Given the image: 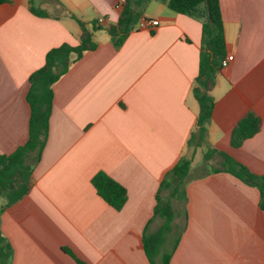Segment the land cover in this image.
Instances as JSON below:
<instances>
[{"label":"crops","instance_id":"0c3cea01","mask_svg":"<svg viewBox=\"0 0 264 264\" xmlns=\"http://www.w3.org/2000/svg\"><path fill=\"white\" fill-rule=\"evenodd\" d=\"M123 3L0 2V155L14 153L28 139V77L43 65L46 52L79 43L77 19L101 26L92 33L96 47L52 86L46 139L38 157L32 152L25 159L29 192L8 205L0 196L8 264H162L167 253L168 264H264L258 189L224 170L191 173L195 154H212L205 158L209 163L222 151L264 174V0H219L224 57L233 58L216 72L214 106L199 146L188 140L199 112L192 86L203 8L182 14L149 0L115 47L106 27L118 21ZM142 18L158 25L142 27ZM250 109L260 116V129L233 147L231 130ZM181 156L192 160L186 198L181 210L173 205L170 229L149 259L143 237L163 223L156 197ZM99 171L125 189L121 207L97 193L92 177Z\"/></svg>","mask_w":264,"mask_h":264},{"label":"trees","instance_id":"16d2710c","mask_svg":"<svg viewBox=\"0 0 264 264\" xmlns=\"http://www.w3.org/2000/svg\"><path fill=\"white\" fill-rule=\"evenodd\" d=\"M147 1L149 0H124L118 21L106 27L115 47H119L123 43L128 32L135 26L140 14L139 8ZM160 1L164 2L171 10L182 14L193 15L201 7L203 8L199 68L192 86V93L199 104V112L194 130L188 140V143L199 146L205 138L206 127L214 106L210 91L215 85V75L221 69V60L226 52L220 3L219 0ZM77 22L81 29L79 43L77 45L62 43L49 49L45 54L43 65L31 72L28 77L29 89L26 95L30 106L28 139L14 153L0 155V196H5V205L19 201L30 190L31 168L25 163V159L32 152H35L38 157L46 139L52 107L53 84L85 51L96 47L92 33L96 29H100L101 26L93 23L91 27H88L79 19ZM260 125V116L254 110H248L231 130V146H240L246 138L259 131ZM217 153L221 165L212 167L211 170L227 171L244 183L256 187L259 191V207L264 208V174L251 172L245 165L225 152L218 151ZM211 155L207 152L205 158L208 159ZM191 161L190 157L181 156L174 166L165 173L160 183L155 212L163 218V223L157 232L143 237L144 249L149 259L153 258L152 247L159 244L164 238V232L170 229L171 221L175 215L172 199L183 201L186 198L185 186ZM92 184L108 204L115 208L122 206L126 197L125 189L107 174L101 171L97 172L92 177ZM163 189H170L167 198L161 196ZM174 239L175 247L179 238ZM10 256V244L0 232V264H8ZM169 258L170 253H167L162 264H168Z\"/></svg>","mask_w":264,"mask_h":264},{"label":"rangeland","instance_id":"374dc122","mask_svg":"<svg viewBox=\"0 0 264 264\" xmlns=\"http://www.w3.org/2000/svg\"><path fill=\"white\" fill-rule=\"evenodd\" d=\"M140 11H142V9ZM217 157H215L213 160H211V162L208 163V162L205 161V158L203 157V154L202 153H199L198 155L195 154V156L193 158V162L195 164L192 165V171H191V173L192 174L195 173V172L196 173H199L204 168H208L210 170L212 167H219L221 165L220 164V157L219 156H217ZM169 192H170V189H163L162 190V196L164 198H167L168 195H169ZM172 200H173L174 208L176 210H181L182 209V201L181 200H178V199H175V198L172 199Z\"/></svg>","mask_w":264,"mask_h":264},{"label":"built area","instance_id":"2783aa9c","mask_svg":"<svg viewBox=\"0 0 264 264\" xmlns=\"http://www.w3.org/2000/svg\"><path fill=\"white\" fill-rule=\"evenodd\" d=\"M103 20L101 18L98 19V22L101 23ZM158 25V20H153V19H147V18H142L140 20V26L145 27V28H152ZM233 56L228 55L225 56L221 60V67H226L229 62L232 60Z\"/></svg>","mask_w":264,"mask_h":264}]
</instances>
